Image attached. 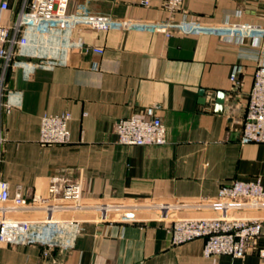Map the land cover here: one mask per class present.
Wrapping results in <instances>:
<instances>
[{
    "label": "crops",
    "instance_id": "crops-1",
    "mask_svg": "<svg viewBox=\"0 0 264 264\" xmlns=\"http://www.w3.org/2000/svg\"><path fill=\"white\" fill-rule=\"evenodd\" d=\"M149 1L145 6L142 0H70L69 10L120 19L170 17L164 0ZM3 3L9 9L1 20L10 25L26 2ZM184 14L205 23L230 18L264 26V0H185L175 18ZM74 35L89 49L66 50L58 34L30 35L29 45L16 48L11 63L0 70V178L9 182L12 197L47 198L57 176L80 181L84 202L114 204L193 205L215 199L223 184L235 180L260 179L264 187V144L239 139L258 64L241 54L254 51L264 58V36L257 47L251 41L230 43L210 32L167 38L153 31L83 27ZM94 47L104 53H94ZM236 66L243 68L239 89L230 81ZM202 91L206 104L200 102ZM218 92L226 93L223 114L215 112ZM148 107H156L165 125L166 144H119L115 124L144 117ZM64 114L69 115L70 141L42 143L43 117ZM178 215L215 214L189 208ZM113 217L97 221L94 214H75L76 225H55L46 244L1 246L0 264H264L254 252L243 259H206L203 239L173 245L164 223Z\"/></svg>",
    "mask_w": 264,
    "mask_h": 264
},
{
    "label": "built area",
    "instance_id": "built-area-1",
    "mask_svg": "<svg viewBox=\"0 0 264 264\" xmlns=\"http://www.w3.org/2000/svg\"><path fill=\"white\" fill-rule=\"evenodd\" d=\"M185 0H164L170 14L165 20L149 21L135 18H114L92 15L83 10L70 12V0H25L24 8L15 21L3 24L1 16L9 9L7 3L0 6V70L14 58L18 47L29 45L30 35L50 36L58 34L65 42L64 48L89 49L74 35L76 30L89 27L96 32L119 28L123 31H153L167 38L176 35H191L210 32L224 36L230 43L241 46L252 42L259 45L264 36V26L239 24L226 18L221 23H205L184 14L176 19ZM148 6L149 0H142ZM240 13H238V16ZM103 54L102 48H91ZM242 58H252L257 67L249 92L246 112L239 139L242 144H264V58L258 52L243 50ZM241 66L234 67L230 81L236 89L242 86ZM4 90L0 81V95ZM69 115L44 116L41 121V141L44 144H64L70 141L68 132ZM118 143L126 146H161L166 144V128L156 107H148L145 116H131L115 124ZM3 137L0 131V164L2 162ZM189 208H208L214 216L181 217L178 214ZM94 214L97 221H109L115 213H121L120 221L151 222L166 224L173 245H181L196 239L205 241L203 256L214 259L229 256L243 259L249 253H257L264 259V187L260 179L250 182L235 180L223 184L215 199L188 202L150 201L143 204L84 202L80 181L57 176L51 180L49 196H35L31 201L12 197L9 182L0 178V247L20 243L46 244L50 230L55 225L67 228L76 225L75 214ZM67 214L69 219L59 216ZM47 255V253L45 254Z\"/></svg>",
    "mask_w": 264,
    "mask_h": 264
},
{
    "label": "water",
    "instance_id": "water-1",
    "mask_svg": "<svg viewBox=\"0 0 264 264\" xmlns=\"http://www.w3.org/2000/svg\"><path fill=\"white\" fill-rule=\"evenodd\" d=\"M201 103L206 104L207 100L204 98V91L201 92ZM226 103V93L225 92H218L215 100V112L217 114H223L225 109Z\"/></svg>",
    "mask_w": 264,
    "mask_h": 264
},
{
    "label": "rangeland",
    "instance_id": "rangeland-1",
    "mask_svg": "<svg viewBox=\"0 0 264 264\" xmlns=\"http://www.w3.org/2000/svg\"><path fill=\"white\" fill-rule=\"evenodd\" d=\"M121 217H122L121 213H115L113 218L115 219V218H121Z\"/></svg>",
    "mask_w": 264,
    "mask_h": 264
}]
</instances>
